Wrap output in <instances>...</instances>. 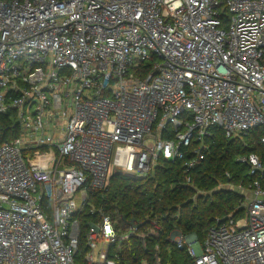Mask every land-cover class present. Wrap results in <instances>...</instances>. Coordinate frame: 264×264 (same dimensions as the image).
Segmentation results:
<instances>
[{
	"label": "built area",
	"instance_id": "1",
	"mask_svg": "<svg viewBox=\"0 0 264 264\" xmlns=\"http://www.w3.org/2000/svg\"><path fill=\"white\" fill-rule=\"evenodd\" d=\"M212 127L264 146V0H0V264H172L90 192L159 157L192 183ZM238 189L243 216L164 238L177 264H264V187Z\"/></svg>",
	"mask_w": 264,
	"mask_h": 264
},
{
	"label": "trees",
	"instance_id": "2",
	"mask_svg": "<svg viewBox=\"0 0 264 264\" xmlns=\"http://www.w3.org/2000/svg\"><path fill=\"white\" fill-rule=\"evenodd\" d=\"M261 135L262 130H255L244 138L231 139L221 128L212 127L206 139L205 159L190 172L192 183L186 182L182 161L159 157L155 170L147 177L115 171L103 189L90 192L91 202L110 214L123 230H128V220L133 218L144 224L140 231L148 236L150 247L156 241L169 247L172 264L179 263L182 257L188 262L185 254L164 238L176 231L203 241L217 218L244 215L245 198L238 187H248L256 180L264 187V174H252L250 164L240 158L256 154L264 161ZM80 218L84 229L94 219L86 210ZM150 219L157 222L159 229L150 227ZM134 241L137 245L141 239ZM135 252L142 254L137 247Z\"/></svg>",
	"mask_w": 264,
	"mask_h": 264
},
{
	"label": "rangeland",
	"instance_id": "3",
	"mask_svg": "<svg viewBox=\"0 0 264 264\" xmlns=\"http://www.w3.org/2000/svg\"><path fill=\"white\" fill-rule=\"evenodd\" d=\"M115 165H116V163L113 160L112 163H111V167H110V173H112L115 170ZM240 190L243 193V196H244L245 200L251 197L250 196V191L248 189H244V190L240 189Z\"/></svg>",
	"mask_w": 264,
	"mask_h": 264
},
{
	"label": "water",
	"instance_id": "4",
	"mask_svg": "<svg viewBox=\"0 0 264 264\" xmlns=\"http://www.w3.org/2000/svg\"><path fill=\"white\" fill-rule=\"evenodd\" d=\"M119 173H121L120 171H117L115 174H119ZM130 224L132 225V226H136L137 228H139L141 225H136L135 223H134V219H132L131 221H130Z\"/></svg>",
	"mask_w": 264,
	"mask_h": 264
}]
</instances>
